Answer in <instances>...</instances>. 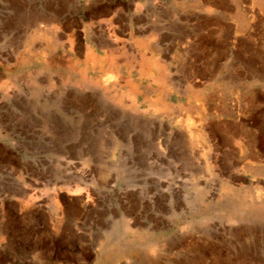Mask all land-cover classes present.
I'll use <instances>...</instances> for the list:
<instances>
[{
  "label": "rangeland",
  "instance_id": "374dc122",
  "mask_svg": "<svg viewBox=\"0 0 264 264\" xmlns=\"http://www.w3.org/2000/svg\"><path fill=\"white\" fill-rule=\"evenodd\" d=\"M179 8L0 0V264H264V185L228 172L221 111L193 90L223 64L194 60ZM151 9L167 23L148 84Z\"/></svg>",
  "mask_w": 264,
  "mask_h": 264
},
{
  "label": "crops",
  "instance_id": "0c3cea01",
  "mask_svg": "<svg viewBox=\"0 0 264 264\" xmlns=\"http://www.w3.org/2000/svg\"><path fill=\"white\" fill-rule=\"evenodd\" d=\"M189 11L175 10L172 29L181 32L180 40L191 42L195 61L210 57L223 64L221 71L206 76L220 81L193 90L206 94L216 105L212 109L221 111V134L228 143L223 158L232 160L228 172L256 175L264 185V0H193ZM182 12L190 18L184 19ZM165 13L164 9H151L142 20L149 29L148 44L137 46L142 56L136 64L146 70L148 84L155 78V63L165 62L161 58L166 41L162 34L167 23ZM195 74L193 79L203 77ZM148 87L157 89L155 94L165 93L164 89Z\"/></svg>",
  "mask_w": 264,
  "mask_h": 264
},
{
  "label": "bare ground",
  "instance_id": "6f19581e",
  "mask_svg": "<svg viewBox=\"0 0 264 264\" xmlns=\"http://www.w3.org/2000/svg\"><path fill=\"white\" fill-rule=\"evenodd\" d=\"M36 20V19H35ZM99 143V142H98ZM23 192H21V194H22ZM19 194V192L17 191V192H12V195L13 196H16V195H18ZM32 201V200H31ZM28 203L29 202H26L25 203V206H23V207H26L27 205H28ZM13 217V216H12ZM1 227V226H0ZM6 242V243H5ZM8 245V239L6 238V237H4V234H3V232L0 230V257L1 258H3L4 257V253L5 252H7V251H9V250H11L12 249V247L11 246H7ZM0 258V259H1Z\"/></svg>",
  "mask_w": 264,
  "mask_h": 264
}]
</instances>
